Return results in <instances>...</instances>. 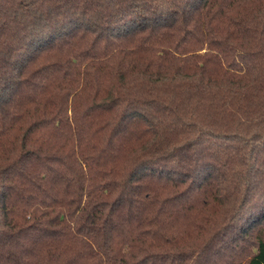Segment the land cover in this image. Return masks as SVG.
Wrapping results in <instances>:
<instances>
[{"label": "trees", "instance_id": "obj_1", "mask_svg": "<svg viewBox=\"0 0 264 264\" xmlns=\"http://www.w3.org/2000/svg\"><path fill=\"white\" fill-rule=\"evenodd\" d=\"M0 264H264V0H0Z\"/></svg>", "mask_w": 264, "mask_h": 264}]
</instances>
